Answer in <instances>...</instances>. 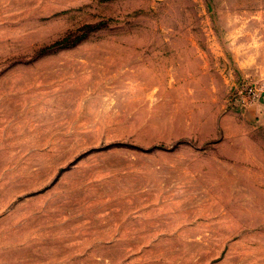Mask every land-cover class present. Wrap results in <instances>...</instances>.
<instances>
[{
	"label": "rangeland",
	"instance_id": "374dc122",
	"mask_svg": "<svg viewBox=\"0 0 264 264\" xmlns=\"http://www.w3.org/2000/svg\"><path fill=\"white\" fill-rule=\"evenodd\" d=\"M0 264H264V0H0Z\"/></svg>",
	"mask_w": 264,
	"mask_h": 264
}]
</instances>
